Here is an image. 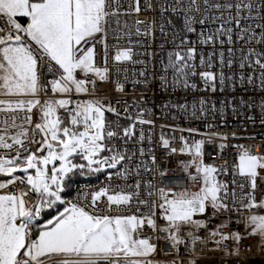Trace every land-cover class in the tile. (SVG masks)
Returning <instances> with one entry per match:
<instances>
[{"label":"snow or ice","instance_id":"6c2138e0","mask_svg":"<svg viewBox=\"0 0 264 264\" xmlns=\"http://www.w3.org/2000/svg\"><path fill=\"white\" fill-rule=\"evenodd\" d=\"M249 239L264 0H0V264H246Z\"/></svg>","mask_w":264,"mask_h":264},{"label":"built area","instance_id":"2783aa9c","mask_svg":"<svg viewBox=\"0 0 264 264\" xmlns=\"http://www.w3.org/2000/svg\"><path fill=\"white\" fill-rule=\"evenodd\" d=\"M160 122H164V121H158V123H160ZM168 122H171V121H168ZM217 124H219V121H217ZM199 127H200L201 131H205V129L203 128V125H199ZM221 130L222 131L235 130L239 133V132H241V129L239 127V121H233L231 119V117H229L228 127L223 128ZM259 131H261V128L259 125H257L256 128L249 127L247 132L243 133V134L247 135L248 133H254V132H259ZM185 135H187V133H185ZM197 138H199V137H197ZM245 142H247V143H259L260 141L259 140H256V141L232 140L231 141V143H245ZM206 151L212 153V155L215 156V151H214L212 146L206 145ZM231 151L232 150H228V152H229V155L227 157L228 159H231ZM209 158H211V157H209ZM215 158L217 160H219L218 156H215ZM178 159H187V157H175V156L172 157L171 158V161H172L171 166L172 167H175L176 161ZM220 163L222 164V163H224V161L220 160ZM177 171H179V169H177ZM165 183L168 184L169 186H172L173 183H175V186L177 188H181V187H185L187 185L188 181L186 179H178L174 182L166 180ZM241 230H243L242 225H241ZM249 245H252V247L249 248ZM256 245H257L256 239H249V240H245L243 242L242 249H241V256H245V254L248 252L254 253V255H250L248 257L246 264H259L260 262H264V250H258ZM218 255H219L218 253H209V259L202 261V264H211V258L218 256Z\"/></svg>","mask_w":264,"mask_h":264},{"label":"crops","instance_id":"0c3cea01","mask_svg":"<svg viewBox=\"0 0 264 264\" xmlns=\"http://www.w3.org/2000/svg\"><path fill=\"white\" fill-rule=\"evenodd\" d=\"M259 264H264V262H260Z\"/></svg>","mask_w":264,"mask_h":264}]
</instances>
